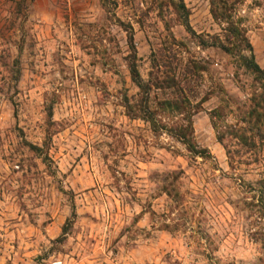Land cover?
Instances as JSON below:
<instances>
[{
  "label": "rangeland",
  "instance_id": "1",
  "mask_svg": "<svg viewBox=\"0 0 264 264\" xmlns=\"http://www.w3.org/2000/svg\"><path fill=\"white\" fill-rule=\"evenodd\" d=\"M212 1L0 0V264H264L263 89ZM224 1L264 68V0Z\"/></svg>",
  "mask_w": 264,
  "mask_h": 264
},
{
  "label": "trees",
  "instance_id": "2",
  "mask_svg": "<svg viewBox=\"0 0 264 264\" xmlns=\"http://www.w3.org/2000/svg\"><path fill=\"white\" fill-rule=\"evenodd\" d=\"M179 10L183 12L185 26L190 32L195 35L189 24L187 9L184 3H180ZM212 15L215 20L227 24V27L224 29V39H221L219 36H217L215 38L216 41H214L213 43H210L209 41H203L202 45L206 47H218L227 54L234 57L242 67L256 75L257 79L262 85L264 95V68H262L256 61L254 49L246 34V31L235 21L232 15L228 14V3L224 0H213ZM130 42L131 49L136 56V47L134 44L133 33L130 34ZM134 59L136 60V57H134ZM130 71L132 79L136 83V85L142 91L148 93V91L150 90L149 85L144 82L139 72L136 61H133L130 64ZM177 103L178 101L176 100L167 101L165 104L169 107H174V105ZM129 108L130 112H132L131 105H129ZM142 112L143 115L141 118L150 122L155 132H159L160 130H167L170 134L184 143L188 151L191 152L194 156L206 157L209 151L207 149L199 148L197 143L194 141V129L191 119L188 120V124L186 125H181L173 129H167V127H165L164 125H160L156 121L154 113L150 109L144 107L142 109Z\"/></svg>",
  "mask_w": 264,
  "mask_h": 264
}]
</instances>
